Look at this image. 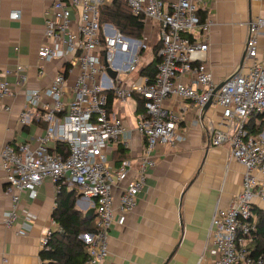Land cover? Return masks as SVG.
Wrapping results in <instances>:
<instances>
[{
	"label": "built area",
	"instance_id": "built-area-1",
	"mask_svg": "<svg viewBox=\"0 0 264 264\" xmlns=\"http://www.w3.org/2000/svg\"><path fill=\"white\" fill-rule=\"evenodd\" d=\"M114 1L53 0L45 12V42L38 58L40 63L60 61L62 67L46 89L25 91L21 124L42 122L45 133L35 145H7L0 151L5 193L12 199L0 224L20 237L27 236L34 221L29 214L22 219L23 196L37 199L46 181L55 185L56 194L72 187L79 195L78 206L85 211L95 209L96 215L95 230L80 237L87 253L83 264H105L110 257V232L136 209L157 166L156 151L175 149L185 142L187 134L181 127L185 113L193 110L195 123L200 125L213 98L212 105L222 109V117L209 129L210 145H227L232 159L245 168L240 194L212 217L207 244L215 247L213 264H264V253L253 257L250 249L258 230L256 210L264 213V127L258 135L250 131L252 118L256 124L264 123V60L260 59L264 19L246 23L243 66L214 95L218 85L206 64L209 45L190 39L194 29L207 33L211 27L199 16L206 0H127L132 13L143 18L142 39L101 22V8ZM21 17V11L10 13L11 20ZM155 24L160 28V63L155 80L149 83L141 70ZM27 82L21 65L0 69V103L14 97L17 88H26ZM135 94L145 100V113L136 125L145 148L136 168L132 160L115 164L107 153L115 143L130 147L124 120L113 108L116 100L127 103ZM173 99L183 103L179 111L167 105ZM58 143L67 146V154L56 149ZM55 230L42 238V251L49 250Z\"/></svg>",
	"mask_w": 264,
	"mask_h": 264
},
{
	"label": "crops",
	"instance_id": "crops-1",
	"mask_svg": "<svg viewBox=\"0 0 264 264\" xmlns=\"http://www.w3.org/2000/svg\"><path fill=\"white\" fill-rule=\"evenodd\" d=\"M52 3L53 0H0V69L21 65L28 75L26 88H17L14 97L0 103V151L7 145H35L45 133L44 123L30 120L23 125L21 115L25 111V91L46 89L62 67L60 61L40 63L38 58L45 42V12ZM16 10L22 17L14 21L10 13ZM199 16H204L211 27L207 33L202 28L194 29L190 39L208 43L206 64L219 85L240 67L246 51V23L264 19V0H206ZM159 30L155 24L151 42L155 35L160 39ZM260 45V59L264 60V38ZM167 105L179 111L183 103L173 99ZM113 112L124 120L130 147L115 143L107 153L116 164L118 147L128 149L125 161L132 160L136 168L145 148L144 139L136 131L137 121L127 119L126 108L114 106ZM221 117L222 109L216 104L206 109L200 125L195 123L193 110L185 113L181 127L187 140L175 149L160 147L156 151L157 166L149 175L136 209L110 232V257L105 264H213L215 247L207 244L212 217L217 210L228 208L240 194L245 174V168L232 159L227 145H210L209 129ZM5 189L0 164V217L12 207ZM56 198L51 181L39 189L37 199L23 196L21 216L23 219L32 215L33 229L20 237L14 229L0 224V264H41V240L48 230L56 229Z\"/></svg>",
	"mask_w": 264,
	"mask_h": 264
},
{
	"label": "trees",
	"instance_id": "trees-1",
	"mask_svg": "<svg viewBox=\"0 0 264 264\" xmlns=\"http://www.w3.org/2000/svg\"><path fill=\"white\" fill-rule=\"evenodd\" d=\"M202 22L206 18L202 17ZM101 22L113 24L121 33L126 36L142 39L145 32V24L141 16H135L128 6L127 0H115L111 5L101 8ZM161 42L153 47V61L144 66L141 74L147 77L149 83L155 80L157 68L160 63L158 57ZM137 101V115L145 113V100L142 96L135 94ZM113 106V96L109 97V107ZM256 118L250 120V131L252 134L258 135L264 123H257ZM58 151L67 154V146L58 143ZM128 149L118 147L115 154L117 165L124 162L129 154ZM78 192L76 189L64 187L56 198V207L53 211V220L62 230H55L49 240V250L42 251L40 254L41 264H83L87 259L86 245L80 237L88 232L95 230V218L93 220L86 219L85 213L77 209ZM256 214L259 218L258 230L253 236L250 249L253 257H258L264 253V213L257 209ZM96 216V215H95Z\"/></svg>",
	"mask_w": 264,
	"mask_h": 264
},
{
	"label": "rangeland",
	"instance_id": "rangeland-1",
	"mask_svg": "<svg viewBox=\"0 0 264 264\" xmlns=\"http://www.w3.org/2000/svg\"><path fill=\"white\" fill-rule=\"evenodd\" d=\"M152 42L153 43H156V45L159 43V40H158L157 35L154 36ZM152 42L151 41L149 42V44H150L149 45V51H147L144 54V56H143V65L144 66L150 64L153 61V59H154L153 52H152V50H153V43ZM109 73L113 77L116 76V74L113 73L112 71H110ZM115 107H116V109L126 108V117H127V119L128 118H131L132 120L138 121L139 116L136 113V110H137V101H136L135 98L130 99L127 103H120L118 100H116ZM124 126H125V124H124ZM76 207H77V209H79V206H78V203L77 202H76Z\"/></svg>",
	"mask_w": 264,
	"mask_h": 264
},
{
	"label": "water",
	"instance_id": "water-1",
	"mask_svg": "<svg viewBox=\"0 0 264 264\" xmlns=\"http://www.w3.org/2000/svg\"><path fill=\"white\" fill-rule=\"evenodd\" d=\"M244 59H245V55H244ZM244 59L242 60V63H241V65H240V67L237 69V71H236L232 76H234L236 73H238V72L240 71V69H241V67H242V65H243V63H244ZM232 76H231V77H232ZM231 77H230V78H231ZM230 78H229V79H230ZM229 79H227L224 83H221V84L218 85V87L216 88V90H215V92H214V95H216V94L218 93V91L223 87V85H224ZM212 103H213V98H212V100L208 103V105L206 106V109H209V108L212 106ZM95 217H96V216H95V209H89L88 211H86V213H85V218H86V219L93 220Z\"/></svg>",
	"mask_w": 264,
	"mask_h": 264
}]
</instances>
